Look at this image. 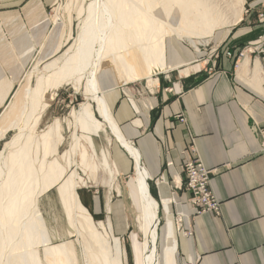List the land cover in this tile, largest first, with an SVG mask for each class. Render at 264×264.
<instances>
[{"label":"crops","instance_id":"crops-1","mask_svg":"<svg viewBox=\"0 0 264 264\" xmlns=\"http://www.w3.org/2000/svg\"><path fill=\"white\" fill-rule=\"evenodd\" d=\"M56 1L0 0V113L50 34L53 23L48 11ZM248 7L260 8L259 0ZM259 28L240 23L217 31L213 45L221 55L209 62L189 44L167 37L168 68L156 73L157 83L152 85L147 78L144 85H120L113 70L100 75L120 132L138 149L150 173L153 197L161 201L174 196L176 204L169 205L170 216L185 214L182 229L175 233L176 264H264L263 69L259 92L238 75L239 63L248 57L251 71L259 62L257 56L251 64L253 56L244 54L234 66V59L225 55L226 50L236 53L245 45L257 44L251 35ZM185 69L188 73L184 74ZM136 88L142 93H136ZM109 154L119 178L125 180L134 169L133 159L117 141L110 145ZM190 154L211 170V190L219 202L217 213L197 212L188 201L181 165ZM99 197L90 195L86 203L103 219ZM109 201L110 212L106 211L105 217L112 234L129 236L122 202Z\"/></svg>","mask_w":264,"mask_h":264},{"label":"bare ground","instance_id":"bare-ground-1","mask_svg":"<svg viewBox=\"0 0 264 264\" xmlns=\"http://www.w3.org/2000/svg\"><path fill=\"white\" fill-rule=\"evenodd\" d=\"M70 1L66 5L68 11ZM83 1L88 3L81 4L76 13L77 31L73 47H69L74 48L72 53L69 54L68 49L59 66L49 63L46 69L51 71L38 76L31 87L29 75L24 88L28 105L23 106L15 118L3 113L0 119V141L6 133L16 130L0 150V264H77L71 240L58 244L51 242V234L37 205L38 198L53 188L69 227H78V244L89 258L85 263H123L125 252L121 241L113 238V243H110L109 234L112 231L109 221L107 225L93 221L79 199L76 191L78 184L70 168L77 151L79 165L84 172L89 171L90 178L94 180L100 168L107 172V182H110L114 176L113 169L105 151L100 149L97 153L93 139L101 131L106 133L107 129L134 161V187L129 186V196L138 205L135 222L142 238V264H160V258L161 264H176V232L169 214V205L176 202L168 197L158 202L151 195L148 183L150 173L143 165L138 149L120 132L106 102L100 75L106 70H113L118 83L145 77L151 85L157 83L152 74L165 67L166 37L175 36L193 45L198 40L208 42L215 30L239 21L244 0ZM157 5L164 14L162 19L155 14ZM54 16L55 29L45 37L36 66L57 53L71 38L72 31H69V36L62 40L63 23L58 22L57 15ZM68 20L71 30V18ZM247 64L248 57H245L238 65V75L261 92L262 67L257 61L249 71ZM82 79L83 94L88 103L82 105L75 116L82 135L77 139L74 137L70 149L56 157L63 139L58 120L39 135H35L36 123L47 106L48 92H52L50 99L53 100L55 91L63 84H73L79 89ZM95 159L98 163L94 162ZM79 181L81 178H78ZM116 191L118 194L119 189ZM162 208L166 212V222L160 230L165 245L160 253L157 245L160 236L158 214ZM177 216L176 230H180L185 214L178 213ZM83 233L92 239L90 246L84 241Z\"/></svg>","mask_w":264,"mask_h":264},{"label":"rangeland","instance_id":"rangeland-1","mask_svg":"<svg viewBox=\"0 0 264 264\" xmlns=\"http://www.w3.org/2000/svg\"><path fill=\"white\" fill-rule=\"evenodd\" d=\"M70 0H57L56 3L52 7H50L48 14L50 15V20L53 23V27L51 28V32H53L54 28V19L56 16V19L58 22L63 23V35H62V40H65L69 36V31H72L71 38L65 42L64 45L60 48V50L55 53L54 55L48 57L47 59H44L42 62H40L37 66V60L35 61L34 64H32L25 72L24 77L18 87V89L14 92L12 95V98L10 99L9 103L4 107L2 112L0 113V119L3 113H7L8 116L11 118H15L16 114L19 113L21 108L23 106H27L29 103L28 96L24 92V88L26 87L28 83V79L31 76L30 80V87L34 86L35 80L38 76L45 75L49 73L51 70L46 69V66L49 63H55L57 66H59L62 62V58L64 56V53L69 49V47H73L72 43L74 41V37L77 31V24H78V18H77V10L81 6V4L85 5L88 3V1H83V0H75L71 2L70 10L68 11L66 9V5L69 3ZM253 0H244L243 5H242V12H241V17L239 21L229 27H223L229 29L233 26H237L240 23H246L248 26H256L258 25L260 28L254 31V34L251 36L255 35V39L258 41L257 44H250V45H245V47L240 48L236 53L233 51L229 50L232 53V58L234 59V66H237V61L238 59L242 58V55L248 54L249 56H253L251 60V64L254 61V57L257 56L256 58L259 60L260 64L262 65L263 69V76H264V0H259L260 8H251L249 10L248 5L252 2ZM55 13V14H54ZM69 14V15H68ZM156 16L160 17L161 19L164 18L163 12L160 10L159 5H157L156 10H155ZM245 15V16H244ZM54 16V18H53ZM244 16V19H243ZM69 17L71 18V30L68 28V19ZM217 29L213 32L211 40L208 42H203L198 40L194 45L191 44L188 40H181L176 38L179 41L185 42L186 44H189L192 48L195 54H200L203 53L205 59L202 60H216L220 58V49L217 48L216 46L213 45V37L214 34L223 29ZM50 32V33H51ZM56 33L60 34V30H55ZM73 36V37H72ZM170 37V36H169ZM175 37V36H173ZM167 38V37H166ZM166 41V39H165ZM74 48L69 49V54L72 53ZM203 49V51H202ZM218 49V55L216 58H211L212 54L214 53L213 50ZM40 53L38 52L37 58H40ZM242 56V57H241ZM259 56L262 58L260 59ZM203 58V57H201ZM170 66V65H169ZM214 66V65H213ZM177 67V66H176ZM168 65L166 62V52H165V67L163 69H167ZM179 68V67H178ZM160 72V70H155V72L152 74L153 76L156 75V73ZM188 73V70H183L182 73L185 74ZM30 75V76H29ZM145 78L142 79H137L142 85L145 84ZM148 79V78H147ZM137 80H133L130 82H124V83H119L120 85L122 84H127V83H136ZM149 82V81H148ZM264 84V83H263ZM149 85L151 83L149 82ZM83 86H84V79L81 81V85L79 89H76L73 84H63L60 88H58L55 91V96L53 100L50 99V96H52V92H48L46 94V103L47 106L46 108L41 112L40 117L36 123L35 127V135H39L43 130H45L48 125H52L55 120H58L60 124V131L63 136L61 144L58 146L57 153L55 154L56 157H58L60 154L65 152L66 150H69L71 145L73 144V139L74 137L80 138L82 135V131L79 128L78 124L75 121V116L79 113V111L82 109V107L88 103V99L84 98L83 94ZM166 90H169L167 88ZM83 105V106H82ZM95 116L99 119V116L97 113H95ZM99 132L98 136H94V143H95V148L97 153L99 154L100 151L103 149L106 153V156L109 160V163L113 169V178L110 179V182L108 183L107 181L109 180V176L106 171L102 170L99 168L97 173L95 174V178H90L89 171H83V169L79 165V154L76 151L74 156H73V162L71 165V170L75 174V179L76 183L78 184V187L76 188L77 194L80 199H83V201L88 202L90 199V195H99L101 199V203L99 206H101L102 211H103V219H97L94 217V214L92 211L89 209L87 203H81L87 208L88 212L90 213L93 221L95 223H102L103 225H107L109 219L105 217L106 211L109 213L110 211V198L112 199H119L120 202H122V206L124 207L123 211L126 213L127 217V223L130 228L129 231L131 233L125 236H114L112 235V232L109 234L110 238V243H113V238H118L121 241V245L123 247V250L125 252V256L123 258V263L122 264H142L141 260V253H140V247H141V234L137 230L135 218L138 213V205L136 201H132V199L129 196V186L134 187V180H133V175H134V169L129 172V177H127L125 180H121L117 174L116 167L114 165V162L109 154V147L112 145L114 142L117 141L114 135H112L110 132ZM16 133V130H11L6 135L3 137V140L0 141V150H3L4 148V143L9 141L10 138ZM116 140V141H115ZM80 142L84 144L87 147V144L80 139ZM118 142V141H117ZM262 142V140H261ZM112 143V144H111ZM119 143V142H118ZM120 144V143H119ZM101 149V150H100ZM124 149V148H123ZM89 150V149H88ZM125 151V149H124ZM5 154L7 153V150L4 152ZM50 157H52L50 155ZM94 162L98 163V160L95 159ZM81 168V169H80ZM185 176V174H184ZM78 178H81V181L78 182ZM107 182V183H106ZM186 182V178H185ZM112 183V184H111ZM149 183V182H148ZM119 189V192L117 194V188ZM150 188V184H149ZM185 188V186H184ZM115 190V192H114ZM188 193V192H187ZM172 201H175L174 196L168 197ZM170 200V201H171ZM169 201V202H170ZM159 202V201H158ZM173 202L171 203V205ZM37 205L39 210L42 213V216L45 220L47 229L49 233L51 234V242L53 244H58L61 243L62 241H68L71 240L74 246V250L77 255V264H86L87 256H85V252L82 250V247L80 244H78L77 237H78V227L77 229H71L68 225V222L65 218L63 208L61 207L56 189L53 188L41 197L38 198ZM170 205V206H171ZM112 208V205H111ZM162 212V213H161ZM163 208L160 210L158 217L160 220L159 224V238H158V251L161 253V250L163 246L165 245L163 242V237L162 233L160 230L161 226H164L166 222V212H164ZM169 213H170V208H169ZM172 216V215H171ZM99 218V217H98ZM171 219L173 220V224L175 226V232H176V223L178 221V216L174 215V217ZM110 222V221H109ZM77 225V224H76ZM112 231V228H111ZM68 232H71L69 234ZM83 237L86 238L87 244L89 243V246L92 244V239L89 238V236L86 233H83ZM162 237V239H161ZM83 238V239H85ZM112 239V240H111ZM80 241L81 238H79ZM112 241V242H111ZM93 248V247H92ZM41 248H39V252L41 253ZM94 252V251H93ZM83 253V254H82ZM161 257V256H160ZM161 258H160V264H161Z\"/></svg>","mask_w":264,"mask_h":264},{"label":"built area","instance_id":"built-area-1","mask_svg":"<svg viewBox=\"0 0 264 264\" xmlns=\"http://www.w3.org/2000/svg\"><path fill=\"white\" fill-rule=\"evenodd\" d=\"M211 58H216L218 49L213 50ZM227 58H232V53L229 50L225 51ZM139 82L138 80L136 83ZM136 93L141 94L142 90L136 88ZM149 91V88H146ZM169 89L168 92H171ZM124 95L126 93L124 92ZM180 121H184L182 115H178ZM261 153L264 155V130L262 131V142L260 147ZM182 172L185 174V190L188 192V201L197 210V212L210 211L217 213L219 210V202L213 195L210 184L211 170L206 168L205 165L196 156L190 154L185 158L182 165Z\"/></svg>","mask_w":264,"mask_h":264},{"label":"trees","instance_id":"trees-1","mask_svg":"<svg viewBox=\"0 0 264 264\" xmlns=\"http://www.w3.org/2000/svg\"><path fill=\"white\" fill-rule=\"evenodd\" d=\"M150 193L151 195L153 196V189L152 187L150 186ZM80 200L82 201V203H86L85 201H83V199L81 198V195H80ZM85 205V204H84ZM94 217L98 219L97 215L94 214Z\"/></svg>","mask_w":264,"mask_h":264}]
</instances>
